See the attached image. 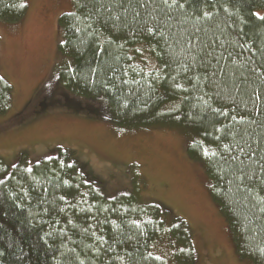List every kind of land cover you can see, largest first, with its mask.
I'll return each instance as SVG.
<instances>
[{
    "label": "trees",
    "instance_id": "obj_1",
    "mask_svg": "<svg viewBox=\"0 0 264 264\" xmlns=\"http://www.w3.org/2000/svg\"><path fill=\"white\" fill-rule=\"evenodd\" d=\"M73 3L58 81L121 130L181 131L239 258L264 264V0ZM28 11L0 0V21ZM12 103L0 76V115ZM85 170L71 150L0 158V264H197L184 220L138 193L108 196Z\"/></svg>",
    "mask_w": 264,
    "mask_h": 264
},
{
    "label": "rangeland",
    "instance_id": "obj_2",
    "mask_svg": "<svg viewBox=\"0 0 264 264\" xmlns=\"http://www.w3.org/2000/svg\"><path fill=\"white\" fill-rule=\"evenodd\" d=\"M27 1L21 21H0V76L13 88L12 107L0 115V158L6 165L13 166L21 153L34 163L71 150L108 196L138 193L166 210V221L184 220L197 264H254L239 258L205 169L189 157L181 131L121 130L99 105L58 81L59 19L73 12V0Z\"/></svg>",
    "mask_w": 264,
    "mask_h": 264
},
{
    "label": "snow or ice",
    "instance_id": "obj_3",
    "mask_svg": "<svg viewBox=\"0 0 264 264\" xmlns=\"http://www.w3.org/2000/svg\"><path fill=\"white\" fill-rule=\"evenodd\" d=\"M163 3L168 4L169 0H162ZM173 3H176V0H172ZM258 15V14H257ZM260 19H264V17H259ZM153 29L149 28L148 31L152 32ZM29 171H31V169H29ZM180 251H183V249H181Z\"/></svg>",
    "mask_w": 264,
    "mask_h": 264
}]
</instances>
